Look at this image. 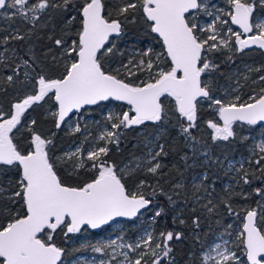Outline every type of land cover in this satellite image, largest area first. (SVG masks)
<instances>
[{"label": "snow or ice", "instance_id": "obj_1", "mask_svg": "<svg viewBox=\"0 0 264 264\" xmlns=\"http://www.w3.org/2000/svg\"><path fill=\"white\" fill-rule=\"evenodd\" d=\"M225 3L226 8L212 11L208 0H0V16L8 20L18 18L36 28L42 16H55L64 25L59 34L53 29L47 36L53 47L42 57L29 44L31 29L21 34L17 28L0 41L6 52L10 41L24 42L19 50L11 49V57L0 55V174L16 173L6 187L0 185V264H62L64 250L54 242L57 234L79 233L84 226L96 229L116 217L135 218L157 197H165L175 209L174 196L182 195L177 189L184 185H170L172 194L164 187L168 181L161 161L168 152L159 142L169 127L178 130L193 156L199 152L218 168L224 161L211 155L213 145L248 141L250 137L241 134L244 126H259L264 135V75L259 77V90L246 98L227 91L218 96L213 75L220 67L215 53H229L231 61L236 52L264 50V18L254 15L258 7L264 8V0ZM200 13L211 20L199 24ZM136 23L154 34L160 51L148 48L139 58L112 66L115 39ZM111 101L124 108L105 116L89 148H84L90 139L86 134L74 150L56 154L55 139L64 127L68 135L83 134L79 120L88 108ZM204 106L211 112L209 119L200 115ZM38 109L45 110V119L56 131L39 130L29 112ZM71 120L77 122L70 124ZM140 126H155V140L146 143L144 155L118 165L110 159V145L119 151L128 130ZM201 126L210 130L207 141L195 134ZM230 172L235 173L236 186H249L259 199L256 207L239 205L236 198L247 202L251 192L225 186L220 203L235 220L202 245L198 264H264V140L243 160L227 161L225 175ZM141 173L155 183L140 178ZM256 180L261 186L252 187ZM197 192L193 202L203 213L214 215L218 206L212 193L202 197ZM183 195L188 200L187 193ZM165 212L157 206L153 220ZM172 219L187 226L179 215ZM200 220V215L193 216L191 226L199 229ZM185 238L178 228L155 235L147 231L135 243L112 240L93 250L112 248L113 259L123 257L120 264H177L174 245Z\"/></svg>", "mask_w": 264, "mask_h": 264}, {"label": "trees", "instance_id": "obj_2", "mask_svg": "<svg viewBox=\"0 0 264 264\" xmlns=\"http://www.w3.org/2000/svg\"><path fill=\"white\" fill-rule=\"evenodd\" d=\"M70 14L77 15L75 12H72ZM37 25L38 26L36 28H32L31 24H26L18 18L8 20L3 16H0V41L3 40L4 36L13 32L17 28L20 29L21 34H24L26 30L31 29L33 32V36L29 44L35 51L36 55L38 57H42V54L46 49H48L49 47H53L48 41L47 36L52 33L53 29H55L57 34H59L60 29L64 27V25L61 23L60 18L55 16L50 20H47L42 16L40 21L37 22ZM73 27L78 28L79 24L76 21H73ZM23 43L24 42L10 41L7 45L9 49L7 52L4 51L5 45H3V43H0V55L11 57V49L19 50L20 45ZM115 43L116 51L115 54L111 57V64L114 67L119 66L121 62L126 63L130 58V52L133 49H130L129 44L135 45L134 48H138L140 49V51H144L145 45H149L150 48L154 49L155 51L160 50V44L158 43L157 38H155L154 34H149L146 30H143L140 23L127 25L123 36L121 38H116ZM227 55H229V53L226 52L223 55L220 53L213 54L214 62L220 65L219 69L213 74L215 77L214 84L219 89H221L223 85L227 83L229 71L234 67H239L240 65H242L243 59H248V57L251 56V52L244 51L239 54L235 53L234 55H232L231 61L227 60ZM255 55H257V57H260V54ZM2 74H7V70H5ZM250 82L251 78L245 79L244 77L239 76L238 80L234 84L237 86L238 84L240 85L238 90L240 91L239 95L244 98H246V96L253 90V87H258V89L260 87V82L254 85ZM219 92L220 91H218L217 94ZM8 99H11V97H9ZM6 103L7 101H5V105ZM51 103L52 102H49V104ZM107 103L108 102H104L98 106H91L88 108V111L85 114L91 117H97L98 110L101 107H104ZM113 103L116 106L124 108V106H122L120 102ZM29 112L32 118L38 121V127L42 133L47 134L50 130L56 131L52 125L51 120L45 119L46 113L44 109H38L35 112L29 110ZM28 115L29 114H26V116ZM200 115L203 119H209L211 117V112L206 106H204L201 109ZM64 130L65 129L63 128L58 133L55 139L56 153L61 152L66 146L70 144L79 143V141L81 140L80 134L71 136L68 135L67 132H64ZM209 131L210 130H207L204 126H201V130L195 134L198 138L202 139V141H207V133ZM248 131H250L248 126H244V131L241 134L245 135V133ZM156 135L157 131L155 126H140L135 131L128 130L125 137H123L121 140L119 151L115 150V145H110V147L113 149V151L110 153V159L120 165L123 163H128L134 157L144 155L146 151V143L155 140ZM159 142L165 144L166 151L168 152V155L165 156L161 161V163L164 165L163 171L164 173H166L163 179L168 181V183L164 184V187L169 191V194H172L170 185L176 183H181L184 185V188L182 190L177 189V191L182 192V195L179 197L174 196V199L176 200L175 209L178 205H180L183 209V212L185 213L182 218L186 220L187 226L179 225L178 222L175 224L173 223L172 217L178 211L174 212L175 209L168 205L165 197H157L154 201V203H156V206L160 204L161 207H164L166 210L165 214L160 218H162L164 223L168 225V228L171 229L173 227L184 231L185 236H187L189 230H194L196 233H199V238L203 240L210 238L214 233L210 232L211 228L216 229L219 227V225L214 224L212 218H210V220L207 222L205 221V223H200L201 226L199 229H195L193 226H191V218L199 214L190 210L191 202H189V200H191L192 198V195H189L190 191H192L190 187V180L193 175L204 173V175L207 176V179L203 178L202 182L204 184H207V186L212 185L215 188L221 190L222 184L224 183V181H226L227 177V175H225L224 169L218 168L216 165L210 162H206L205 157L201 156L199 152H197V154L193 156L191 148L186 146L184 138L178 135V130L176 128L169 127L167 131L161 136ZM246 143L247 141L243 143L237 142L230 146L221 145L220 147H216L215 145H213L211 155L214 158L218 157L220 160H223L225 164V162L229 158L243 152V148ZM15 176L16 173L14 171H8L0 174V185L6 187L10 180H14ZM140 178L147 179L150 182L155 183L154 179L151 176H145L143 173L140 174ZM203 183L197 186H199V188H202ZM258 183L259 182L254 183L252 187H255L254 185H258ZM246 189L250 191L252 193V197H254L255 194L253 193V191H251V189H249V186H247ZM184 192L187 193L188 200H185L183 195ZM240 204L242 205V202ZM237 207L239 209V205H237ZM17 211L22 210L17 209ZM150 212L152 213L151 208L146 209V214ZM207 228L209 232L208 230L206 231ZM70 238L71 235L68 234L67 236H64L61 233L57 234L54 237V242L61 247V245ZM186 238L182 242H177V244L175 242L173 255L175 256L177 264H180L182 261H184L188 255L187 249H185V246L188 245ZM180 245H183L184 249L178 250L180 248H183Z\"/></svg>", "mask_w": 264, "mask_h": 264}, {"label": "rangeland", "instance_id": "obj_3", "mask_svg": "<svg viewBox=\"0 0 264 264\" xmlns=\"http://www.w3.org/2000/svg\"><path fill=\"white\" fill-rule=\"evenodd\" d=\"M212 1L213 2L211 3V0H208L209 6H210L209 10L215 11V8L217 7H223V8L227 7L225 0H212ZM256 14H257L256 16H260L261 18H264V8L263 9L259 8L258 10H256ZM196 19H197V22L201 25H205L211 20V18L206 16L204 13L202 14L200 13ZM129 45H130L129 46L130 49L131 50L133 49L130 52V58H133V57L139 58V53L142 51H140V49L138 48H134L135 45H132V44H129ZM144 48H145L144 50H146L150 48V46L145 45ZM158 51L160 50H157V52ZM245 68L247 69L245 70L248 71L249 67L245 66ZM233 85L234 84H232V82L226 83V85L220 89V92L217 95L223 96L226 91L232 92L233 95L240 94V91H236V92L232 91L233 89H237L238 87L237 85H234V86ZM253 89H256L257 91L259 90L258 87H253ZM121 110H123L122 107L116 106L113 102H111V103L106 104L103 108L98 110L97 117L92 118L91 116H88L85 114L84 117L79 120L81 128L83 129V134H80L81 140L79 141V143L70 144L66 146L61 152L56 153V154L60 155V154H63L65 151L74 150L77 147V145H79L82 141H84V135L86 134L90 135V139L88 142L84 143V148L85 149L89 148L91 145V142L95 140V138L100 134L103 128V125L105 123V116L109 112H118ZM76 122H77L76 120L69 121L70 124H75ZM64 129H65L64 132H67V127H64ZM250 131L245 133V135L249 136L250 138L247 141V143L244 145L243 152H241L240 154H237L234 157L229 158L227 161L233 160V159L243 160L249 155V151L251 147L254 146L255 143H258L261 140H264V135L261 134V130L259 129V126H257L255 129H250ZM227 161L225 162L223 166L224 171L227 169ZM234 175H235L234 172H230L227 174L226 181H224V183L222 184L221 190L215 188L212 185L207 186V184H204L202 182V179L205 177L204 173L193 175V177L191 178L190 187L192 191H190L189 195H192L193 192H197L196 186L203 183V187L199 188L197 195L202 196V197H207V193H212V196L210 198H212L214 203L217 204L218 211L214 215L209 216L208 214L203 213V210L200 209V205L194 203L192 198L191 200H189V202H191L190 210L193 211V208L197 209L196 212L201 216L200 223H205V221L207 222L210 220V218H212L214 224L219 225V227L216 229L211 228L210 232L212 233L214 232V233L212 234L210 238L204 239V240L199 238V233H196L194 230H189L186 236L188 245L185 246V249H187L188 255L181 264H198L196 254L201 252L202 245H204L206 242H211L214 236H216L218 233L223 231L224 225L230 222H234L235 218L229 217L223 204L220 203L221 197L224 196V189L226 185L236 188L237 191H239L241 187L244 189L247 188V186H244L242 184L240 186H236L232 179ZM256 182H259V183L258 185H254L255 187L261 186L259 180L254 181L253 184ZM205 189H207V192L205 191ZM253 193L255 194L254 191ZM236 199L239 201V205H241L240 203L242 202V205L250 204L252 207H256L255 201L259 198L256 195L252 197V193H251L249 196V200L247 202H245L244 200H240L238 197ZM203 202L206 203L207 199H205ZM155 204L156 203H154L153 206H150L152 213L150 212L146 214V209H145L142 211V214L138 215L137 218L132 221L115 220L111 224L100 229L96 234H92L87 231H84V232L80 231L79 233H75L72 238L64 242L66 243L65 247L63 246L64 243L61 245V248L64 250V255L61 257L62 264H102V262L103 264H120V261L123 260V257L117 256L116 259H113L112 258V253H113L112 248H104L102 252H96L93 250L94 247L108 244L112 240H117L118 243H121V242L135 243L147 231L153 232V234L155 235V234H158L160 231L172 230L173 227L171 229L168 228V225L164 223L162 218L158 217V218H155V221L153 220L155 211L157 210V206L161 207L160 204H158L157 206ZM176 211L178 212L175 213L174 215H179L183 217L185 214L180 205L176 207L174 212ZM217 221H219V224L217 223ZM234 226H235V223H234ZM207 230L208 228L206 229V231ZM180 246H182L183 248H180L178 250L184 249L183 245H180ZM116 251H127V249H123V250L116 249ZM130 255H135V254L130 253Z\"/></svg>", "mask_w": 264, "mask_h": 264}, {"label": "flooded vegetation", "instance_id": "obj_4", "mask_svg": "<svg viewBox=\"0 0 264 264\" xmlns=\"http://www.w3.org/2000/svg\"><path fill=\"white\" fill-rule=\"evenodd\" d=\"M213 1L211 0V3ZM210 7V6H209ZM217 7V6H215ZM259 8H257L258 10ZM263 9V8H261ZM262 11V10H261ZM202 14V13H201ZM258 14V13H257ZM256 12L254 13V15L256 16L257 15ZM232 27L234 29H236V27L234 25H232ZM238 30V29H237ZM244 51H247V52H251V56L248 57V59H243V64L240 65L239 67H234L232 68L230 71H229V76L227 77V83H230L232 82L233 84H235V82L238 80L239 76H242V77H247V78H251V84L254 85L253 81H256L257 83L259 82V77L261 75H264V51L260 50V49H257V48H248V49H245ZM236 53H242V52H236ZM255 54H260L259 56L260 57H257V55ZM245 66H248L249 69L248 71H246L247 69L245 68ZM246 69V70H245ZM258 69V71H257ZM255 83V84H257ZM226 85V84H225ZM223 85V87L225 86ZM112 102V101H111ZM111 102H108V103H111ZM113 102H116V101H113ZM107 103V104H108ZM103 108V107H101ZM100 108V109H101ZM94 118V117H92ZM137 218V217H136ZM135 218V219H136ZM106 227V226H105ZM104 228V227H103ZM102 229V228H101ZM100 230V229H99ZM99 230H92L88 227H83L81 229V232H84V231H87V232H90L92 234H96ZM75 234V233H74ZM74 234H69L71 235V238L74 236ZM65 244L64 243V247H65ZM63 247V248H64ZM183 262V261H182ZM181 262V263H182ZM180 263V264H181Z\"/></svg>", "mask_w": 264, "mask_h": 264}, {"label": "water", "instance_id": "obj_5", "mask_svg": "<svg viewBox=\"0 0 264 264\" xmlns=\"http://www.w3.org/2000/svg\"><path fill=\"white\" fill-rule=\"evenodd\" d=\"M235 27H236V26H235ZM252 48H256V47H252ZM257 49H259V48H257ZM260 50H261V49H260ZM262 51H264V50H262ZM142 211H143V210H142ZM135 218H136V217H135ZM135 218L129 219V218H127V217H116V218L113 219L112 221H109L107 224L101 225L99 228H96V229H92V228H90V227H88V226H84V227H88V228H90V229H92V230H99V229H101V228H103V227H105V226L111 224V223H112L113 221H115V220L132 221V220H134Z\"/></svg>", "mask_w": 264, "mask_h": 264}]
</instances>
